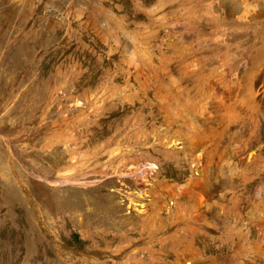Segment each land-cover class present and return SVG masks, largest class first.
<instances>
[{
	"label": "rangeland",
	"instance_id": "374dc122",
	"mask_svg": "<svg viewBox=\"0 0 264 264\" xmlns=\"http://www.w3.org/2000/svg\"><path fill=\"white\" fill-rule=\"evenodd\" d=\"M0 264H264V0H0Z\"/></svg>",
	"mask_w": 264,
	"mask_h": 264
}]
</instances>
